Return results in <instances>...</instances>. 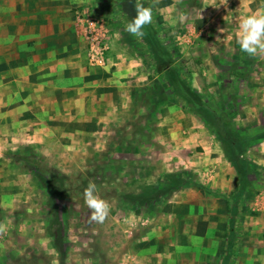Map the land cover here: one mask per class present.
Returning <instances> with one entry per match:
<instances>
[{
  "label": "rangeland",
  "instance_id": "obj_1",
  "mask_svg": "<svg viewBox=\"0 0 264 264\" xmlns=\"http://www.w3.org/2000/svg\"><path fill=\"white\" fill-rule=\"evenodd\" d=\"M229 2L92 0L86 15L103 18L111 54L123 55L139 85L102 119L62 123L50 105L49 120L25 125L28 135L0 124V264H114L161 254L219 264L229 236L237 247L246 209L264 199V88H256L264 82V51H241L239 25L264 8ZM138 3L152 9L159 39L172 49L168 70L144 36L126 31ZM172 125L181 140L171 146ZM202 127L222 154L199 163L204 158L191 151L202 150L194 147ZM89 182L110 206L103 223L85 202ZM159 183L165 193L154 201Z\"/></svg>",
  "mask_w": 264,
  "mask_h": 264
},
{
  "label": "crops",
  "instance_id": "obj_2",
  "mask_svg": "<svg viewBox=\"0 0 264 264\" xmlns=\"http://www.w3.org/2000/svg\"><path fill=\"white\" fill-rule=\"evenodd\" d=\"M257 1L264 8V0H230L229 3L237 8H249ZM91 2L0 0V124H4L5 130L28 135L22 132L28 129L25 125L34 121L38 126L44 124L50 118L45 111L50 105L54 108L51 117L55 116L62 123L71 124L83 117L98 120L99 114L107 115L123 107L126 92L139 85L131 82L135 71L132 66L126 70L123 55L118 51L109 53L105 66L88 64L84 16L92 11ZM256 88L262 90L264 82ZM171 128L176 129L174 125ZM2 132L1 128L0 135ZM172 133L168 135L171 146L175 138H181L179 131ZM196 136L194 147L202 150L194 148L191 152L197 158H204L199 163L209 158L208 153L222 154L219 145L210 148L209 143L213 141L205 137L203 127ZM188 158L193 160V156ZM256 201L260 203L246 209L243 215L237 247L233 248L230 236L227 243L220 246L219 264H264V199L260 197ZM115 261L114 264H205L204 256L194 259L188 255L165 257L162 254L157 258L128 255Z\"/></svg>",
  "mask_w": 264,
  "mask_h": 264
},
{
  "label": "clouds",
  "instance_id": "obj_3",
  "mask_svg": "<svg viewBox=\"0 0 264 264\" xmlns=\"http://www.w3.org/2000/svg\"><path fill=\"white\" fill-rule=\"evenodd\" d=\"M135 17L126 24V31L137 38H142L145 33L144 26L151 24L153 20L152 9L145 7L143 3L135 6ZM184 16H179L173 20V25L183 22ZM239 46L241 51L249 55H255L258 51H264V13L258 15H249L240 22ZM84 199L87 206L92 210L91 219L98 223H103L110 212L109 204L97 193V186L89 182L84 189Z\"/></svg>",
  "mask_w": 264,
  "mask_h": 264
},
{
  "label": "built area",
  "instance_id": "obj_4",
  "mask_svg": "<svg viewBox=\"0 0 264 264\" xmlns=\"http://www.w3.org/2000/svg\"><path fill=\"white\" fill-rule=\"evenodd\" d=\"M84 36L88 46V64L98 67L104 66L111 50V38L103 18L85 15Z\"/></svg>",
  "mask_w": 264,
  "mask_h": 264
},
{
  "label": "trees",
  "instance_id": "obj_5",
  "mask_svg": "<svg viewBox=\"0 0 264 264\" xmlns=\"http://www.w3.org/2000/svg\"><path fill=\"white\" fill-rule=\"evenodd\" d=\"M156 24H148L146 25L147 27V31L144 35V41L147 45V48H148V51L149 53L151 54V56L154 58L155 62H159V63H164L161 67V70L163 69H167L168 70V66L170 65L169 61H170V58L172 56V49L171 48H168L162 41L161 39H159V35L158 33L156 32L157 28H156ZM164 61H167V62H164ZM234 167L238 168V164L237 162L235 161H232ZM244 178L243 177H240L239 179V187H238V193L239 191L242 190L241 186H243L244 184ZM163 181V180H162ZM163 184V183H162ZM159 183V186L157 187L156 191L154 192V194L152 195L153 196V200L156 201V199H159L160 198H157V197H162V195H164L165 192H162L161 190V185ZM238 195V194H237ZM234 226V221L231 219L229 221V227H230V230H233V227Z\"/></svg>",
  "mask_w": 264,
  "mask_h": 264
}]
</instances>
